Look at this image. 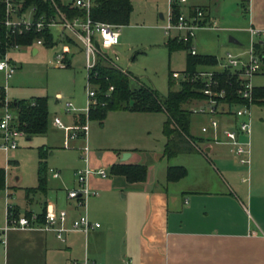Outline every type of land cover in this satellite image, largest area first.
<instances>
[{
    "label": "crops",
    "instance_id": "obj_1",
    "mask_svg": "<svg viewBox=\"0 0 264 264\" xmlns=\"http://www.w3.org/2000/svg\"><path fill=\"white\" fill-rule=\"evenodd\" d=\"M211 2L187 0L183 7L188 11L189 5L201 6L211 21ZM251 2L246 29L264 28V15L253 17ZM55 28L71 65L73 52L82 50V44L70 32ZM53 39L57 41L54 32ZM35 45H30L33 53L39 50ZM9 55L17 68L10 51ZM208 136H199L205 153L183 152L190 157L178 179L166 178L167 166L177 164H166L159 176L148 169L139 181L115 173L93 175L89 184L97 193L87 198L86 212L99 222L98 227L86 233L67 231L62 238L48 230L9 228L2 233L6 241L0 264H84V259L88 264H264V119L252 118L251 161L245 168L228 144L210 141ZM212 143L224 144L225 149ZM128 151L125 159L119 152L112 163H140L134 150ZM47 189L46 184L45 191L25 192L24 213L33 211L28 205L35 198L43 201L39 214L46 202L67 209L69 219L81 211L67 194L47 200ZM12 206L20 211L18 205Z\"/></svg>",
    "mask_w": 264,
    "mask_h": 264
},
{
    "label": "rangeland",
    "instance_id": "obj_2",
    "mask_svg": "<svg viewBox=\"0 0 264 264\" xmlns=\"http://www.w3.org/2000/svg\"><path fill=\"white\" fill-rule=\"evenodd\" d=\"M131 4L129 22L118 27L119 43L114 47L118 59H114V62L129 71L132 86L144 84L155 89L158 96L163 98L168 91L169 71L177 72L176 76L173 75L172 88H179L182 81L180 73L185 68L188 49H170L167 45L168 39L177 34L174 29L167 33L164 28L168 0H131ZM248 9L246 0H214L211 2L210 15L215 27L208 25L194 30L190 46L203 54L222 56L230 51L242 57L247 56L246 51L251 42L246 29ZM251 14L253 17L264 15V0H252ZM58 29L53 28L57 41L52 45H35L39 49L37 53H33L30 46L11 49L18 67L6 81L0 71V84H6L8 99L30 100L36 96H45L48 108L46 132L31 135L30 139H26V135L18 137L17 146L9 151L8 157L0 149V167L6 169L8 187L0 189V228L6 220L7 204H10L11 209L12 205H18V215L24 213L23 209L27 206L25 187L37 184L40 164L45 167L47 200H54L56 194L61 198L68 188L76 187L74 172L85 165L80 150L84 144L88 147V165L104 166L108 174L111 173L112 160L119 152L120 157L122 156V149L134 150V157H138L139 162L146 165L147 171L150 169L152 174L158 176L163 173L166 164L184 165L190 157L183 152L170 157L163 155L166 142L163 132L166 114L163 111L131 110L123 107L108 109L102 119L86 118L88 128L85 136L78 134L66 138V129L56 125L54 117H59L63 125H74V115L85 112L88 99L87 67L84 50L79 48L71 56V65H57L55 54L63 49ZM229 35L235 37L240 44L230 42ZM262 37L264 35H255L253 40ZM112 50L105 49L114 57ZM198 68L206 69L211 66L199 65ZM251 82L254 86H264V72L253 74ZM2 98L0 95V115L4 113V108L1 107ZM66 101L71 102L70 107L65 106ZM202 102L201 99L193 100L186 106H197ZM251 112L252 118L262 116L264 119V102L254 103ZM200 116L205 119L200 120ZM201 123H208V116L192 112L190 133L196 138L205 133L200 130ZM198 143L204 148L201 140L198 139ZM213 145L225 149L224 144ZM98 152L101 154L98 155ZM7 158L12 161L8 163ZM53 170L58 171V177H53ZM42 202L35 198L28 207L34 212L39 211ZM2 246L3 242L0 241V256Z\"/></svg>",
    "mask_w": 264,
    "mask_h": 264
},
{
    "label": "built area",
    "instance_id": "obj_3",
    "mask_svg": "<svg viewBox=\"0 0 264 264\" xmlns=\"http://www.w3.org/2000/svg\"><path fill=\"white\" fill-rule=\"evenodd\" d=\"M1 1L5 6V17L0 21V34L4 28L3 34L0 35V71L3 73L5 81L16 69V64L10 57L9 51L22 46V44L11 40V33L21 34L31 30L41 32L45 28L53 29L55 27H60L62 31L67 30L81 42L84 50L88 95L84 113L87 118L89 107L99 101L97 85L91 81L89 73L99 56L104 61L116 65L114 59H118V55L114 51V47L119 43V25L92 20L89 16V9L93 0H63V3L68 5L69 8L78 7L85 10L86 15L84 18L78 16L69 18L55 0H50L54 11L53 14L49 15L44 13L36 15L35 6H28L26 9L21 10V0ZM186 1L168 0L167 22L164 25L167 33L174 29L177 31L176 36L183 40H186L188 34H192L194 30L200 27H207L208 25L215 27L214 23L209 20L203 22L205 14L201 7L195 6L193 14L186 11L183 7ZM175 2L180 3L181 9H184V11L179 12L176 18L173 16V4ZM246 2L249 4V0H246ZM248 31L251 42L246 51L247 56L242 57L226 51L222 56L216 55V63L211 68H197L192 74V79L198 78L203 81L202 91L205 96L201 99L202 103L190 107L192 112L208 116V123L200 125V130L209 134L208 139L213 142L228 144L236 161L246 167L249 166L251 161V106L254 103V85L251 82V77L262 69L261 60L254 52L253 42L255 40H253V37L264 35V28L249 26ZM32 44H43V37H35ZM109 48L113 49L114 57H111L105 51ZM190 51L196 53L194 46H190ZM55 61L59 66H66L67 60L64 50L55 54ZM224 70L229 71L235 77L234 92L241 101L228 102L224 99L226 90L223 86H219V80L215 75L218 71ZM176 74L177 72H173L174 76ZM180 74L182 79L189 77L188 73L181 72ZM112 88L110 85L108 89L111 90ZM0 94L3 96L1 107L4 108L3 115H0V149L8 157L9 151L17 146V138L23 135V131L13 124L15 115L10 105L11 99L6 97V84H0ZM65 106L70 107L71 102L66 101ZM54 123L66 129V138L78 134L85 136L88 128L86 120L81 124L63 125L61 119L55 116ZM80 150L85 165L75 170L74 175L77 186L68 188L66 194L68 198L75 200L77 206L81 207V211L75 217L69 219L67 209L56 208L53 203L46 202L40 214L30 211L18 215V213H14L13 207L11 209L10 204H7L6 220L0 228V240L3 243L6 240L2 233L9 228L48 230L53 231L58 238H62L64 232L80 230L86 233L100 225L98 221L91 220L88 217L86 201L91 194L97 193L95 189L90 187V176H104L107 174V170L104 166L90 167L88 165L89 156L86 144L80 147ZM9 159L7 158L8 163L10 162ZM58 174V171H52L53 176H58ZM83 263L88 264V260L84 259ZM67 264H71V262ZM123 264H127V262Z\"/></svg>",
    "mask_w": 264,
    "mask_h": 264
},
{
    "label": "trees",
    "instance_id": "obj_4",
    "mask_svg": "<svg viewBox=\"0 0 264 264\" xmlns=\"http://www.w3.org/2000/svg\"><path fill=\"white\" fill-rule=\"evenodd\" d=\"M60 8L69 18L78 16L84 18L85 10L72 7L63 3V0H55ZM28 6L36 7V15L44 13L53 14L54 8L50 0H21V10ZM198 5H189L188 11L193 14L194 7ZM201 7V6H199ZM202 8V7H201ZM132 10L131 0H93L89 9V16L94 21H105L116 25L127 24ZM181 11V4H173V16L177 17ZM5 17V6L0 0V21ZM206 17L203 22H206ZM4 28L2 30L3 34ZM37 36L43 37V44L52 45L55 43L53 32L50 28H45L38 32L31 30L21 34H10V38L22 45H30ZM191 34L187 39H179L176 35L168 39L167 45L170 49L174 47H184L188 51L185 57V68L182 72L188 73L187 79L180 81L179 88H172L174 83L173 72L168 73V91L163 98H160L155 89L140 84L132 86L130 84V73L128 70L108 63L98 57L96 63L91 68L90 79L97 85L98 103L89 107L87 117L102 119L108 109L127 108L131 110L163 111L166 118L163 123V132L166 137L163 155L170 157L180 152L199 151L205 153V150L198 143V139L190 133L191 114L190 107L186 104L202 99L205 95L202 91L203 81L198 78H191L199 65L213 66L216 63V55L191 53L190 51ZM255 54L260 58L264 65V40L259 39L253 42ZM68 65V61L67 64ZM259 72H264L262 68ZM219 80V86L226 90L224 99L228 102L241 101L234 92L235 77L229 71H218L215 74ZM113 88L109 90V86ZM254 101L264 102V86H254ZM1 95V94H0ZM11 107L14 111L15 119L13 124L23 131L26 136L44 133L47 130L48 108L45 96H36L30 100L11 99ZM86 115L79 113L75 119V124L84 123ZM10 161V159H9ZM110 172L122 174L128 181H139L146 177L147 167L142 163L118 162L110 166ZM186 172L183 165H168L166 168V178L174 180L182 177ZM6 187V172L4 167H0V189ZM46 178L45 167L40 164L38 168V182L35 186L25 187L26 194L35 191H45ZM13 207V206H12ZM14 210V207H13ZM16 211V210H14ZM28 213V212H26Z\"/></svg>",
    "mask_w": 264,
    "mask_h": 264
},
{
    "label": "water",
    "instance_id": "obj_5",
    "mask_svg": "<svg viewBox=\"0 0 264 264\" xmlns=\"http://www.w3.org/2000/svg\"><path fill=\"white\" fill-rule=\"evenodd\" d=\"M228 40L230 42H233V43H239V41L235 37H233L231 35H229ZM262 68H264V65H262ZM128 155H129V152L128 151H124L122 153L121 159H125Z\"/></svg>",
    "mask_w": 264,
    "mask_h": 264
}]
</instances>
